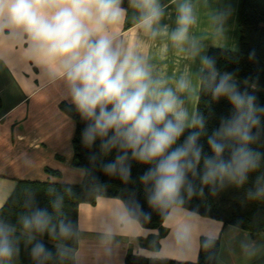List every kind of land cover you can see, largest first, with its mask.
Segmentation results:
<instances>
[{
  "label": "clouds",
  "instance_id": "obj_1",
  "mask_svg": "<svg viewBox=\"0 0 264 264\" xmlns=\"http://www.w3.org/2000/svg\"><path fill=\"white\" fill-rule=\"evenodd\" d=\"M171 2L174 27L163 23L170 14L161 0H127V7L125 0H0V39L22 40L25 56L62 83L82 124L80 142L95 149L90 162L124 182L134 164L143 169L137 181L145 202L165 221L193 197H204L205 189L215 196L245 188L253 176L245 196L264 202V151L256 147L264 145V104L241 90L233 73H222L214 57L201 55L190 36L197 23L193 0ZM130 11L131 30L149 41L163 38L189 60L199 58L198 74H160L148 44L123 38ZM194 80L214 101L229 105L214 127L205 112L190 107ZM49 196L42 206L30 194L14 223L0 217V264H13L22 243L32 264H55L65 256L63 242L77 226L61 218L62 197ZM141 214L151 219V212L141 208ZM45 236L56 242L54 249ZM214 243L206 238L204 247Z\"/></svg>",
  "mask_w": 264,
  "mask_h": 264
},
{
  "label": "crops",
  "instance_id": "obj_2",
  "mask_svg": "<svg viewBox=\"0 0 264 264\" xmlns=\"http://www.w3.org/2000/svg\"><path fill=\"white\" fill-rule=\"evenodd\" d=\"M161 3L170 14L163 23L174 27V5L171 0ZM193 3L197 23L190 36L199 42L201 55L212 48L238 50L240 0ZM132 15L130 11L123 38L148 44L147 55L160 74L168 78H179L186 72L198 74L199 58L189 60L163 38L149 41L131 30ZM214 16L219 19L213 20ZM25 47L22 40L0 39V209L20 180L80 184L84 178V172L73 165L76 122L61 109V104L68 103L63 85L25 56ZM193 83L190 107L197 108L200 86L195 80ZM173 213L174 217L160 227L147 228L130 216L119 198L99 197L95 204H81L77 264H126L129 253L148 259L196 262L203 238L219 240L217 264H264V232L252 235L184 208Z\"/></svg>",
  "mask_w": 264,
  "mask_h": 264
},
{
  "label": "trees",
  "instance_id": "obj_3",
  "mask_svg": "<svg viewBox=\"0 0 264 264\" xmlns=\"http://www.w3.org/2000/svg\"><path fill=\"white\" fill-rule=\"evenodd\" d=\"M124 6L128 3L125 0ZM238 50L231 51L222 48H212L207 55L215 58L216 66L220 71L233 73L236 83L241 90L247 89L258 98V103L264 104V0H240L238 10ZM255 55L252 56L251 54ZM197 108L210 117V126L218 123L220 116L229 112V105L224 101H214L210 95L200 88ZM61 109L76 122V132L73 139V165L84 172L83 181L80 184H63L38 180H20L5 205L0 209V217L13 223L16 217L24 211L23 205L29 199L30 194H35L39 203L47 205L49 194L62 197L61 218L70 220L76 224V235L63 243L66 245L65 256L58 259L55 264H77L76 253L79 247V206L83 203L95 204L99 197H113L121 199L130 216L147 228H157L164 223V219L153 211L145 202V189L137 181L142 168L132 167L131 180L122 181L118 176L105 175L98 163L89 161V155L95 149H86L80 142L79 130L82 127L80 118L68 103L61 104ZM264 151V145H257ZM264 172V168L260 170ZM51 174H59L48 170ZM226 188L212 196L205 189L204 197H193L183 206L203 217H209L258 235L264 232V202H249L245 196L246 188ZM141 208L145 212H151V219L147 220L141 214ZM49 248L55 247L56 242L43 237ZM205 239H202L199 257L196 262L176 261L171 259H148L143 256L129 253L126 264H217L219 252V240H214L213 247H204ZM21 253L13 264H32L28 250L22 243Z\"/></svg>",
  "mask_w": 264,
  "mask_h": 264
}]
</instances>
